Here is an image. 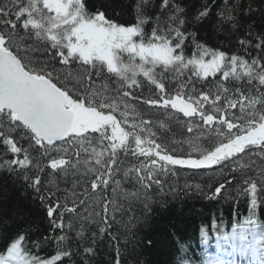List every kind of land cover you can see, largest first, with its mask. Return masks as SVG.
Returning a JSON list of instances; mask_svg holds the SVG:
<instances>
[{
    "label": "snow or ice",
    "instance_id": "obj_1",
    "mask_svg": "<svg viewBox=\"0 0 264 264\" xmlns=\"http://www.w3.org/2000/svg\"><path fill=\"white\" fill-rule=\"evenodd\" d=\"M205 28L233 52L205 40ZM105 75L115 78L111 95L95 85ZM133 104L169 123L187 118V132L206 139L189 138L191 152L180 153L157 142L151 120L126 130L117 114ZM121 152L138 162L122 168ZM181 169L220 176L169 186L167 198L162 177ZM3 180L20 187L0 190V264H121L129 246L195 264L181 255L191 211L181 191L247 204L243 222L217 237L221 253L201 264H239L224 258L237 255L264 264V0H0ZM32 195L42 216L22 204ZM153 217L165 226L153 229ZM219 227L199 226L201 243ZM41 229L50 257L36 252Z\"/></svg>",
    "mask_w": 264,
    "mask_h": 264
},
{
    "label": "trees",
    "instance_id": "obj_2",
    "mask_svg": "<svg viewBox=\"0 0 264 264\" xmlns=\"http://www.w3.org/2000/svg\"><path fill=\"white\" fill-rule=\"evenodd\" d=\"M113 2L118 6V8L126 7V5L130 2V0H113ZM123 19L130 20L131 17L126 12L122 13ZM150 30V25L146 26L145 31ZM205 40H209L212 44H218L222 46L223 50L231 54L234 50L233 45L225 42L219 37L213 36L211 31L207 28L203 30L201 33ZM238 51V50H237ZM219 79V74L217 77H210L209 80ZM115 81V78L110 77V75H105L104 80L101 81L99 78H95L96 87H100L101 83H105L108 85L109 91L106 92L107 95H111V88ZM198 86L207 91L209 88L213 89L214 85L209 83L208 81L198 82ZM135 110H132V108ZM154 113V114H153ZM118 119L127 120V124L125 125L126 130H131L132 124H139L141 119L151 120L152 128L151 130L156 133V136L159 138L157 142L160 140H164L170 147H176L179 149L180 153L191 152V149L187 143L189 138L198 139L203 142L206 139L205 136H198L195 132L189 133L187 132V118L181 117L179 121L173 120L171 123L167 122V119L164 115H161L158 110L145 111V106L140 104H133L129 106V110L126 113V117H120L119 114ZM139 131V129H136ZM26 146V145H25ZM99 151V148L97 149ZM81 159H90L87 153H83L80 157ZM120 160L123 162L121 164L122 168H127L130 162H138L135 157L129 156L125 157L123 153H120ZM247 159V157H245ZM242 162V161H241ZM258 163V161H257ZM208 176H220V172L208 170V169H200V170H190V169H181L179 170L177 175H171L162 177L166 181L165 191L166 197L170 198L171 193L167 192L169 186H175V190H182L183 186L187 182L188 184H201L207 179ZM120 178V174L117 173V179ZM111 183V181H110ZM235 183V181H233ZM19 183L3 180L0 182V190L6 191L8 195H17V190L19 189ZM64 185H61L63 188ZM159 195V194H157ZM191 197V199H189ZM181 200H186L187 204L191 207V211L188 213V221L189 223L186 225L188 237L185 241L186 245L190 247H185L183 253L181 255L185 256L190 261H195V264H201V261L206 257L208 251L212 248L217 247V237L222 236L225 233L231 232V226L236 223H242L243 217L247 214V204L243 197L240 198L239 203L236 204L231 200H221L220 202H216L215 200H209L205 196L199 193L189 192L188 196L185 197L183 192L181 191L180 195ZM23 206L29 210V213H35L37 216H42V207L39 206V201L36 199L35 195H32L30 198L25 197L22 202ZM99 211V209H97ZM138 212V209H137ZM159 215L158 213L156 214ZM262 221H264V212L259 214ZM239 217V219H237ZM155 220V222H153ZM153 220H150L153 229H161L165 226V220L156 219L153 217ZM209 220L215 221L220 227L219 231H210V239L205 243H201V238L197 232V228L199 226H207ZM47 220H44V225L47 226ZM145 231L149 230L147 227L144 229ZM35 232V229H33ZM40 235L34 236V241H40L39 248L36 249V252L43 257H50V255L55 253V245L49 243L43 238V229H41ZM143 233L141 232L140 235ZM224 247H228L224 245ZM220 249V248H218ZM222 250V249H221ZM122 251V259L121 264H124L127 261V264H136V259H139L141 264H167L169 260V255L167 253L166 248L159 247L157 249L145 251L143 249H137L135 253H131V246H129V251ZM131 253V254H130ZM105 259H111L110 256H105Z\"/></svg>",
    "mask_w": 264,
    "mask_h": 264
},
{
    "label": "rangeland",
    "instance_id": "obj_3",
    "mask_svg": "<svg viewBox=\"0 0 264 264\" xmlns=\"http://www.w3.org/2000/svg\"><path fill=\"white\" fill-rule=\"evenodd\" d=\"M242 163H243V161H242ZM258 163H259V161H258Z\"/></svg>",
    "mask_w": 264,
    "mask_h": 264
}]
</instances>
